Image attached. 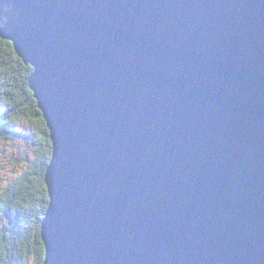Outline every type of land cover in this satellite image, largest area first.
<instances>
[{"label": "water", "instance_id": "95a60500", "mask_svg": "<svg viewBox=\"0 0 264 264\" xmlns=\"http://www.w3.org/2000/svg\"><path fill=\"white\" fill-rule=\"evenodd\" d=\"M0 36L53 142L44 264H264V0H0Z\"/></svg>", "mask_w": 264, "mask_h": 264}, {"label": "trees", "instance_id": "16d2710c", "mask_svg": "<svg viewBox=\"0 0 264 264\" xmlns=\"http://www.w3.org/2000/svg\"><path fill=\"white\" fill-rule=\"evenodd\" d=\"M0 41L3 40L0 37ZM17 55L13 42L0 43V139L16 136L15 124L27 121L36 160L14 182L0 188V264H44L42 223L50 196L46 172L51 162V133L29 86L33 73Z\"/></svg>", "mask_w": 264, "mask_h": 264}, {"label": "rangeland", "instance_id": "374dc122", "mask_svg": "<svg viewBox=\"0 0 264 264\" xmlns=\"http://www.w3.org/2000/svg\"><path fill=\"white\" fill-rule=\"evenodd\" d=\"M15 128L14 139H0V188L17 180L36 160V148L30 140L36 133L33 125L23 120Z\"/></svg>", "mask_w": 264, "mask_h": 264}, {"label": "snow or ice", "instance_id": "6c2138e0", "mask_svg": "<svg viewBox=\"0 0 264 264\" xmlns=\"http://www.w3.org/2000/svg\"><path fill=\"white\" fill-rule=\"evenodd\" d=\"M0 43L4 44V45H7L10 43V41H0Z\"/></svg>", "mask_w": 264, "mask_h": 264}, {"label": "clouds", "instance_id": "9594fccd", "mask_svg": "<svg viewBox=\"0 0 264 264\" xmlns=\"http://www.w3.org/2000/svg\"><path fill=\"white\" fill-rule=\"evenodd\" d=\"M6 11L8 10L7 8L5 9ZM1 37V36H0ZM18 55V54H17ZM19 57V56H18ZM20 58V57H19ZM21 59V58H20ZM23 61V60H22ZM33 68V67H32ZM33 72H34V70H33ZM47 123V122H46ZM48 126V125H47ZM52 140V139H51ZM53 143V142H52ZM52 155H53V153H52ZM52 159V158H51Z\"/></svg>", "mask_w": 264, "mask_h": 264}]
</instances>
